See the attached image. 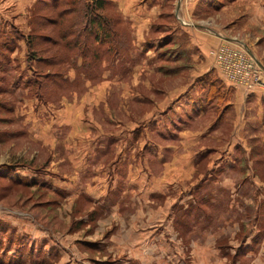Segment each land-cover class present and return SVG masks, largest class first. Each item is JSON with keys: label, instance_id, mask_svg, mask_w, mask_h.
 I'll return each mask as SVG.
<instances>
[{"label": "rangeland", "instance_id": "rangeland-1", "mask_svg": "<svg viewBox=\"0 0 264 264\" xmlns=\"http://www.w3.org/2000/svg\"><path fill=\"white\" fill-rule=\"evenodd\" d=\"M53 1L26 33L0 17V264H264V73L240 51L264 71V0L194 15L226 37L212 59L222 46L250 69L245 96L172 30L136 33L118 1ZM96 13L109 40L82 30Z\"/></svg>", "mask_w": 264, "mask_h": 264}, {"label": "crops", "instance_id": "crops-1", "mask_svg": "<svg viewBox=\"0 0 264 264\" xmlns=\"http://www.w3.org/2000/svg\"><path fill=\"white\" fill-rule=\"evenodd\" d=\"M12 2L8 11L3 10V5H0V17L3 15H10V25L16 26L17 29L26 33L29 30L28 18L30 12L36 2V0H9ZM118 1L121 4L120 13L124 16L126 23L129 24L136 33L165 31V29L172 30L174 33V48L183 49L182 58L188 56L192 61L196 62V59L213 61L209 55V48L216 44L222 43L226 40L224 34L218 33V31L211 32L203 24H199L195 20L197 13H205L210 9L222 10L227 5V1L223 0H112ZM233 2V0H231ZM235 1V0H234ZM231 3V2H229ZM234 3V2H233ZM232 4V3H231ZM172 7L170 13H166L164 10L168 6ZM260 9H262L260 7ZM252 8V12H254ZM263 10V9H262ZM264 12V11H263ZM264 14V13H263ZM8 17V16H7ZM1 22V21H0ZM152 22V23H151ZM233 25H235L233 23ZM169 34V33H168ZM163 35L160 39H157L158 44L166 43L170 39V35ZM142 37V36H141ZM143 38V37H142ZM141 38V39H142ZM133 39V37H132ZM149 40V39H148ZM147 42V45L150 41ZM21 41H18V48L21 46ZM24 45V44H23ZM250 55H254L253 51L246 47L244 44L241 46ZM24 48L26 46L24 45ZM187 49H190L187 51ZM17 52L15 49L14 53ZM25 52V49L23 53ZM181 57V52L179 53ZM177 55V54H176ZM177 57H179L177 55ZM256 57V56H255ZM12 60L14 57H11ZM257 60V58H256ZM24 63V55H23ZM214 63V62H213ZM260 63V62H259ZM261 64V63H260ZM262 65V64H261ZM264 72V71H263ZM206 74V73H205ZM235 91L245 96L246 91L241 87H233Z\"/></svg>", "mask_w": 264, "mask_h": 264}, {"label": "trees", "instance_id": "trees-1", "mask_svg": "<svg viewBox=\"0 0 264 264\" xmlns=\"http://www.w3.org/2000/svg\"><path fill=\"white\" fill-rule=\"evenodd\" d=\"M50 2V3H49ZM49 3V4H48ZM110 4V1L109 0H94V1H89L88 2V5H87V12H89L91 10V12H96L98 10H101L105 7V5L107 4ZM38 5H50V8H53L54 6V1L53 0H36L31 12H30V16H29V24L35 22L36 18H35V12H36V9L38 7ZM93 10V11H92ZM96 17L94 18H87V20L85 21V26L84 28L82 29L83 32L87 31V29L90 30V25H96V26H102L103 29L106 28V30L104 31V34L101 36L98 34V31L94 33V38H96V40L98 41H105V40H109L110 36L113 35V26L110 24L112 22H110L109 20H107L105 17H103V15L99 14V13H96ZM104 24V25H102ZM90 26V27H89ZM68 28V27H67ZM111 29L109 32L108 30ZM88 30V32H89ZM115 31V30H114ZM68 29H66L64 31V37L68 34ZM109 33H110V36H109ZM31 38H30V35L27 34L25 35V43H26V47L28 48V53L24 59V63H26V67H28L31 72H35L36 69H32V65L31 63L34 64V62L37 61V59H35V57L31 56V53L33 52L32 49H30L31 44ZM112 45L110 46V48H113L114 49V55H119V54H123L124 51L127 50V48L129 47L128 45V41H127V36H124L123 37V40H121V42H116L115 40L112 41ZM11 44H7L5 42L1 43L2 44V47H4L7 51V53H10L11 50H13L16 46L12 44V42L10 41ZM7 44V45H5ZM9 57V55H8Z\"/></svg>", "mask_w": 264, "mask_h": 264}, {"label": "built area", "instance_id": "built-area-1", "mask_svg": "<svg viewBox=\"0 0 264 264\" xmlns=\"http://www.w3.org/2000/svg\"><path fill=\"white\" fill-rule=\"evenodd\" d=\"M242 54L249 60V67L256 68V70L264 73L261 66L256 62V60L242 47H240ZM213 62L222 73V76L227 79L229 82L240 85V87L248 89L251 84L250 69L242 66L240 61L241 55L239 53H232L229 55L228 59L226 58V53L223 50L222 46L215 48L212 51ZM264 100V93L262 95Z\"/></svg>", "mask_w": 264, "mask_h": 264}, {"label": "water", "instance_id": "water-1", "mask_svg": "<svg viewBox=\"0 0 264 264\" xmlns=\"http://www.w3.org/2000/svg\"><path fill=\"white\" fill-rule=\"evenodd\" d=\"M254 59H255V57L253 56V55H251ZM256 60V59H255ZM256 62L258 63V61L256 60ZM259 64V63H258Z\"/></svg>", "mask_w": 264, "mask_h": 264}]
</instances>
